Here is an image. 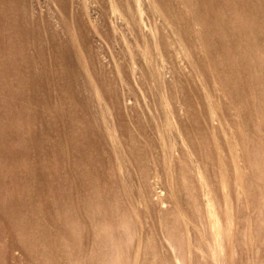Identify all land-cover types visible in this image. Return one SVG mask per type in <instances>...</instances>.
<instances>
[{
    "label": "rangeland",
    "instance_id": "obj_1",
    "mask_svg": "<svg viewBox=\"0 0 264 264\" xmlns=\"http://www.w3.org/2000/svg\"><path fill=\"white\" fill-rule=\"evenodd\" d=\"M106 222L119 264L264 261V0H0V264Z\"/></svg>",
    "mask_w": 264,
    "mask_h": 264
},
{
    "label": "bare ground",
    "instance_id": "obj_2",
    "mask_svg": "<svg viewBox=\"0 0 264 264\" xmlns=\"http://www.w3.org/2000/svg\"><path fill=\"white\" fill-rule=\"evenodd\" d=\"M210 215L213 216V212H210ZM262 217H261V219H262ZM168 224L169 223H167V226H168ZM263 224L264 223H262V225ZM117 226L119 228V231L122 232V234L124 236V240H123L124 244H127L128 241L131 239L130 225L128 224L127 220H125V218L120 217L118 219ZM170 226H172V225H170ZM172 231L173 230H171L169 232H172ZM96 234H97V237L95 239V241H96L95 250H94V254L90 258L91 263L92 264H119L120 258L122 256V250L115 243V235H114V230H113L112 226L107 222L106 223H100L96 227ZM175 234L176 233H174V235ZM263 235H264V233H263ZM171 236H173V235H171ZM177 236L178 235H175V237H177ZM262 237L263 238H261V241H263L262 239H264V236H262ZM170 244L174 248V250L176 251V247H175L176 245H175V243L172 242V239H170ZM61 246H62L63 250H67L68 246L66 243L62 242ZM40 255H41L40 262L44 263L45 262V260H44L45 253H41ZM176 255H177V251H176ZM69 262H70V259H69ZM44 264H47V263H44ZM259 264H264V261H262Z\"/></svg>",
    "mask_w": 264,
    "mask_h": 264
}]
</instances>
